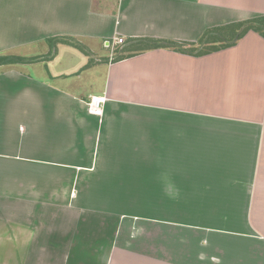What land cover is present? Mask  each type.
Returning <instances> with one entry per match:
<instances>
[{
    "label": "crops",
    "instance_id": "1",
    "mask_svg": "<svg viewBox=\"0 0 264 264\" xmlns=\"http://www.w3.org/2000/svg\"><path fill=\"white\" fill-rule=\"evenodd\" d=\"M261 16L264 0H0V54L23 58L0 65V264H264V35L232 39ZM212 28L232 45L148 46Z\"/></svg>",
    "mask_w": 264,
    "mask_h": 264
},
{
    "label": "trees",
    "instance_id": "2",
    "mask_svg": "<svg viewBox=\"0 0 264 264\" xmlns=\"http://www.w3.org/2000/svg\"><path fill=\"white\" fill-rule=\"evenodd\" d=\"M232 26H234L235 29H238V32L234 31V36L232 37V39L239 38L244 32L248 30H254L264 35V16L253 18V19L239 22V23H234ZM218 31H220L219 28H212V29L205 31L204 34L201 36V38L198 40V42L202 40H204L205 42H222L223 37L217 33ZM53 41L54 42L61 41V42L73 45L75 47H79V45L76 42H74L73 39L71 38H55L53 39ZM232 43L233 41L226 42L224 46H230L232 45ZM184 45L186 44L177 43V42L170 41V40H158V41L154 40L152 41L151 44H148V46H151V47H172L181 52L201 54L200 52H193L191 50L185 49ZM190 45H193V44L191 43ZM218 48L220 47L213 48L212 50H216ZM22 60H23L22 57H19L16 55L0 54V65L7 64V63H14V62L22 61Z\"/></svg>",
    "mask_w": 264,
    "mask_h": 264
},
{
    "label": "rangeland",
    "instance_id": "3",
    "mask_svg": "<svg viewBox=\"0 0 264 264\" xmlns=\"http://www.w3.org/2000/svg\"><path fill=\"white\" fill-rule=\"evenodd\" d=\"M235 29V27H234ZM218 34H220L223 39L222 42H205L204 40L202 41H199L193 45H184L185 49L187 50H191L193 52H200V53H205V52H208L209 50H212L213 48H217V47H221V46H224V44L231 38H229V36H231V33L229 32V29H228V34L224 31V30H220L217 32ZM208 41V40H207ZM104 50H105V54H107V52H109V49L103 47ZM116 53H114L115 55ZM37 264V263H35ZM40 264H45L44 262L43 263H40ZM53 264H57V263H53Z\"/></svg>",
    "mask_w": 264,
    "mask_h": 264
},
{
    "label": "built area",
    "instance_id": "4",
    "mask_svg": "<svg viewBox=\"0 0 264 264\" xmlns=\"http://www.w3.org/2000/svg\"><path fill=\"white\" fill-rule=\"evenodd\" d=\"M114 42L117 44H121L123 42L122 38L114 39ZM114 52L110 53L109 59L111 60L114 57ZM102 99L99 97H93L89 102V109L95 115H101L102 113Z\"/></svg>",
    "mask_w": 264,
    "mask_h": 264
}]
</instances>
